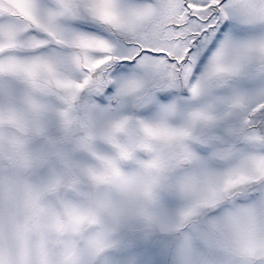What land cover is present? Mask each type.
<instances>
[{
	"label": "snow or ice",
	"instance_id": "6c2138e0",
	"mask_svg": "<svg viewBox=\"0 0 264 264\" xmlns=\"http://www.w3.org/2000/svg\"><path fill=\"white\" fill-rule=\"evenodd\" d=\"M0 264H264V0H0Z\"/></svg>",
	"mask_w": 264,
	"mask_h": 264
}]
</instances>
